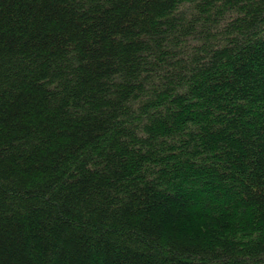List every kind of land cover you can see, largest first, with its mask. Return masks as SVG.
<instances>
[{"label":"trees","instance_id":"1","mask_svg":"<svg viewBox=\"0 0 264 264\" xmlns=\"http://www.w3.org/2000/svg\"><path fill=\"white\" fill-rule=\"evenodd\" d=\"M0 264H264V0H0Z\"/></svg>","mask_w":264,"mask_h":264}]
</instances>
